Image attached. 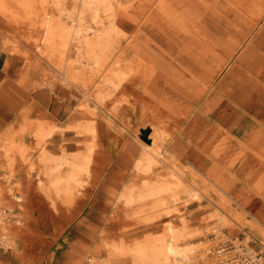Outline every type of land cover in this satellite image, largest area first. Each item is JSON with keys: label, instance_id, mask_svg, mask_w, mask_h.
<instances>
[{"label": "rangeland", "instance_id": "1", "mask_svg": "<svg viewBox=\"0 0 264 264\" xmlns=\"http://www.w3.org/2000/svg\"><path fill=\"white\" fill-rule=\"evenodd\" d=\"M151 4V0H119L117 7L123 10L128 21L120 24L125 36L117 56H122L129 79L125 87L117 91L109 85L103 87L106 96L100 103L94 98L104 77L94 79L93 84L84 90L64 86L55 70L56 62L37 48L42 36L40 29L30 22L18 28L0 16V51L6 54L2 58L9 59L6 64L8 74L18 76L14 84L8 83L3 88V98L14 100L20 94L16 85L30 84L35 92L43 90L46 94L39 101L46 109L45 115L33 121L24 115L8 131L24 146V157L16 155L9 160L3 149L8 132L5 136L0 135V233L2 227H6L11 238L7 247L0 241V264H103L114 245L122 242L127 247L134 246L151 234L164 232L168 222L177 227L186 225L192 234L181 242L182 246L195 249L190 264H264L262 241L247 225L240 228L230 223L225 228L216 222L204 221L214 212V205L219 203L218 194H222L219 190H201L204 194L200 199L186 205L181 200L178 204L180 210L172 212L166 220L151 224L124 219L127 212L122 210V204L115 209L116 195L121 187L106 199V209L100 210V206H96L104 184L99 183L94 190V180L97 182V159L108 151L105 136L108 134V138L117 143L114 153L122 143L132 141L136 136L145 144L152 145L149 138L152 128L168 134L174 131L179 118L196 106L185 95L171 94L157 100L144 97L140 86L146 75L156 68L172 84L189 81L190 77L185 73L194 68V50L201 46L191 36L192 32L210 42V38L218 37L220 28H223L226 41L233 42L237 33L246 29L254 32L264 21V13L261 17L250 13L257 6L264 9V0H178L179 12L185 19L181 27L164 21L155 14ZM180 30L189 31V34L179 36L176 33ZM233 43L232 48L240 47ZM235 67L234 57L230 64L224 66L215 86L221 81L228 85L229 75ZM235 80L234 96L239 98L243 85L239 68ZM246 91L245 95L249 97L252 92ZM227 96L225 94L222 98L225 114L229 113ZM3 110L4 107L0 106V129L3 120L7 119ZM237 110L239 131L232 132L229 125H223V133L211 151L222 144L218 171L222 183L232 187L230 196L233 201L239 204L237 209L231 208L229 212L243 215L245 208L256 215L260 211L263 215L259 219L264 223V132L256 130L250 116H241L239 108ZM113 112L117 113L115 118L111 116ZM89 120L96 123L100 135L90 184L76 195L74 203L58 202L53 206L45 192L47 177L45 167L39 161L41 147L33 132L39 123L63 128ZM26 125L29 128L25 131ZM242 126H247V129H240ZM148 129L151 130L150 142L144 141L141 134L142 130ZM89 143V138L57 130L47 140L45 148L54 155L68 152L74 156L86 152ZM183 166L188 169L187 160H183ZM189 181H192L190 177ZM115 215L119 218L110 219ZM241 222L245 224L246 220L242 217ZM120 264L132 263L129 258H122Z\"/></svg>", "mask_w": 264, "mask_h": 264}, {"label": "bare ground", "instance_id": "2", "mask_svg": "<svg viewBox=\"0 0 264 264\" xmlns=\"http://www.w3.org/2000/svg\"><path fill=\"white\" fill-rule=\"evenodd\" d=\"M118 2L119 0H0V16L18 28L30 22L40 29L42 36L37 48L41 54L56 62L55 70L64 86L84 90L93 84L94 79L104 77L94 98L100 103L106 96L102 91L103 87L109 85L113 91H117L124 88L129 79L122 56H117L125 36L120 24L128 21L123 10L118 9ZM151 2L155 14L164 21L179 27L181 23L184 25L185 19L179 12L178 0ZM256 8L250 13L261 17L264 9L259 6ZM34 18L37 20H33ZM218 33V37L210 38V42L195 32L191 33L201 46L194 50L193 57L189 52L194 66L185 73L190 77L189 81L172 84L156 68L146 75L140 86L144 97L157 100L171 94L185 95L196 106L179 118L174 131L166 134L152 128L149 137L152 145L145 144L136 136L134 140L122 143L121 148L114 153L113 150L118 145L107 134L105 142L107 141L108 151L100 153L101 158L97 159L99 169L96 173L97 182L94 180V190L99 183L103 182L104 185L96 206H100V210L106 209V199L115 195L114 190L121 187L116 195L115 209L120 208L118 204H122V210L127 212L124 219L151 224L170 218L172 212L180 210L178 204L181 200L186 205L200 199L204 194L201 190H219L222 193L218 194L219 203L214 205V212L204 221L216 222L225 228L230 223L240 228L247 225L264 246V223L259 219L263 214L259 211L253 215L245 208L243 215L229 212L231 208L237 209L239 204L233 201L230 196L232 187L222 183V176L218 171L222 144L216 145L217 149L211 151L223 133V125H229L232 132L239 131L238 107L234 96L237 68H233L229 75L228 85L221 81L215 86L224 66L230 64L235 56V49L231 47L235 41H226L223 28ZM176 34L185 37L189 31L180 30ZM225 94L229 100V113L226 114L222 109ZM86 97L90 100L87 95ZM111 116L115 118L117 113L113 112ZM28 128L26 125L25 131ZM244 128L247 129V126ZM57 130L89 138L86 152L70 156L68 152L54 155L48 151L45 143ZM33 133L41 147L39 161L45 167L47 198L53 206L58 202L74 203L76 195L81 190H86L85 186L90 184L92 177L96 146L100 138L96 123L93 120L78 121L63 128L46 127L39 123ZM3 149L9 160H13L16 155L24 157L26 152L24 146L9 132ZM183 160L188 161V169L183 166ZM103 172H106L104 176L101 175ZM189 177L192 181H189ZM16 199L20 201V198ZM116 217L118 216L110 219ZM242 217L246 220L245 224L241 222ZM191 235L186 225L177 227L168 222L164 232L151 234L134 246L127 247L122 242L114 245L103 264H120L122 258H129L132 264H190L195 249L182 246L181 242ZM0 241L4 247L11 243L6 227H2Z\"/></svg>", "mask_w": 264, "mask_h": 264}, {"label": "crops", "instance_id": "3", "mask_svg": "<svg viewBox=\"0 0 264 264\" xmlns=\"http://www.w3.org/2000/svg\"><path fill=\"white\" fill-rule=\"evenodd\" d=\"M241 31L234 37L235 45H239V48L235 49L236 68H239L241 72V96L235 97L237 101V107L241 116H250L251 121L255 124L256 130H262L264 132V21L254 32ZM247 35H250L248 37ZM236 47V46H235ZM4 51H0V106L4 107L3 113L7 116V119L3 120V125L0 129V135L10 131L11 127L16 126V122L22 120L23 116H27L30 120L41 118L45 115L46 109L39 101L46 97L43 90L36 91L32 85L26 86L16 85L20 92L14 100H5L3 98L2 90L8 83H13L18 76L12 77L8 74L6 64L9 59H3ZM6 55V54H5ZM3 60V61H2ZM11 60V59H10ZM236 82V80H235ZM246 90H250L252 93L248 97L245 94ZM23 111H25L23 113ZM36 114V117H34ZM9 117L13 120L10 121ZM14 121V122H13ZM255 122V123H254ZM241 123L240 125H242ZM240 129H245L243 126ZM67 133V132H66Z\"/></svg>", "mask_w": 264, "mask_h": 264}, {"label": "water", "instance_id": "4", "mask_svg": "<svg viewBox=\"0 0 264 264\" xmlns=\"http://www.w3.org/2000/svg\"><path fill=\"white\" fill-rule=\"evenodd\" d=\"M150 132H151L150 129H148V130H142V131H141V134L143 135V136H142V139H143L144 141L150 142V140L148 139V136H149Z\"/></svg>", "mask_w": 264, "mask_h": 264}, {"label": "built area", "instance_id": "5", "mask_svg": "<svg viewBox=\"0 0 264 264\" xmlns=\"http://www.w3.org/2000/svg\"><path fill=\"white\" fill-rule=\"evenodd\" d=\"M252 258H254V259H255V256L253 255V256H252ZM223 262L225 263L226 261H225V260H223Z\"/></svg>", "mask_w": 264, "mask_h": 264}]
</instances>
